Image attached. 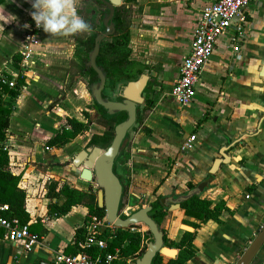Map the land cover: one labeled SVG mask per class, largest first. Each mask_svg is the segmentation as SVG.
<instances>
[{"label": "crops", "instance_id": "crops-1", "mask_svg": "<svg viewBox=\"0 0 264 264\" xmlns=\"http://www.w3.org/2000/svg\"><path fill=\"white\" fill-rule=\"evenodd\" d=\"M213 1L136 0L129 27L130 59L140 60L145 72L156 75L150 77L149 113L133 138L131 165L142 173L130 182L127 205L136 207L129 203L131 197H144L151 204L158 196L176 197L191 189L189 185L193 188L207 182L200 197L228 208L218 221L204 223L176 209L181 223L198 224L193 227L196 253L185 264H236L264 225V0H255L248 9L237 57L227 31L201 70L192 102L181 106L170 95L201 10ZM32 11L31 0H3L0 4V75L10 79L20 73L24 76L25 85L13 100L5 145L10 171L19 176L18 187L26 193L29 227L39 240L27 251L21 243L0 237V264H47L56 251L65 252L67 246L72 250L77 231L89 217L83 205L72 206L60 216L47 208L49 203L63 200L47 197L51 182L58 183L56 191L63 183L79 190L90 184L79 177L81 168L74 171L67 163L68 155L73 157L83 149L82 134L64 148L44 144L65 125L63 116L85 121L82 111L88 102L79 86H74L77 97L71 100L67 95L56 107L47 108L64 87L70 60L66 39L36 28ZM33 29L39 36V43L32 47L36 57L23 70L11 58L18 54L23 35ZM2 99L8 101L9 94L4 93ZM81 102L84 108L77 110ZM97 125L91 122L89 129ZM192 134L194 148L180 152V144ZM216 159L220 163L210 173ZM263 259L264 244L250 264H260Z\"/></svg>", "mask_w": 264, "mask_h": 264}, {"label": "trees", "instance_id": "trees-1", "mask_svg": "<svg viewBox=\"0 0 264 264\" xmlns=\"http://www.w3.org/2000/svg\"><path fill=\"white\" fill-rule=\"evenodd\" d=\"M89 1L105 8L100 0ZM2 2L3 0H0V4ZM135 2L136 0H122V4L115 7L112 17L115 32L110 37L103 39L100 43L96 63L104 69L106 73L105 87L109 89H114L116 84L122 80L127 81L135 79L142 72L141 70H137L135 73L129 71V67L132 64L130 60L131 49L129 46V27L131 24L132 8ZM103 17L104 14L100 15V18L103 19ZM81 18L89 24L90 30L83 33L69 34V37L81 43V49H79V54L77 55L81 62L78 65L75 74L87 75L89 77V83H93L97 79L96 73L92 68H87L85 63L87 62L89 51L93 48L95 36L100 31L97 29L93 18L88 14L82 13ZM11 59L14 66L18 67L21 60L20 55L15 54ZM72 64L73 61L71 59L69 61L70 68ZM4 76L10 79L9 76ZM24 85V76L22 73L14 78L13 87H9L0 81V199L2 202L8 204L13 216L19 218L22 223H27L29 221V216L24 207L26 193L23 189L18 187L19 176L13 175L10 171L8 165V149L5 145L6 132L14 108L13 100L17 97L19 91ZM4 93L9 94L10 99L8 101L2 99ZM64 98L65 95L59 92L51 103L48 104L47 108L51 109L56 107ZM150 104L151 100L146 98L145 105L139 112L141 116L139 123L141 125L149 113ZM92 106L96 110L94 120L86 111H82L85 121H80L72 116H66L65 125L61 126V128L51 138L47 139L44 144L49 147L64 148L77 135L86 133L89 129V124L94 122L102 126L104 131L102 134H92L88 144H100L103 145V147H106L112 140L115 125L123 121L126 114L124 112H119L113 115H108L106 111L95 102ZM145 130L148 131L149 129ZM57 185V182H51L47 186V197H62L63 200L60 204L57 202L49 203L47 205L49 212H53L56 216H60L66 214L72 206L83 205L87 208V216L95 215L102 217L104 215V209L100 208L97 204V189L94 191L89 188L87 190H79L63 183L60 189L56 191ZM189 188H192V186L189 185ZM161 199L162 197L158 196L156 200L150 204L152 208L149 214L158 224L162 222L167 211V208L162 205ZM122 205L123 203L121 206ZM180 208L184 211L185 215L191 216L199 220L201 223L208 220L218 221L222 210H228L224 203H213L209 199L201 198L200 195H193L187 200L182 201ZM38 222L39 221H37V223ZM182 222L194 228L198 226V224L193 222ZM131 227H138V225H131L124 229L117 228L113 233L108 231L105 232L106 234L104 233L107 236H111V242L109 244L110 248H118L119 256L123 258V260H114L109 264H133L135 259L146 249L143 242L151 235L148 232L142 233L140 231H131ZM79 232L80 230L77 231L78 234ZM194 237L195 232L184 231L179 241L175 244L178 249L177 255L174 258H168L163 261V256L156 254L151 264H185L195 256L196 247L193 244ZM163 239L165 245L171 248L172 245L166 243L165 235L163 236ZM71 251L72 250L67 246L65 252L70 253Z\"/></svg>", "mask_w": 264, "mask_h": 264}, {"label": "water", "instance_id": "water-1", "mask_svg": "<svg viewBox=\"0 0 264 264\" xmlns=\"http://www.w3.org/2000/svg\"><path fill=\"white\" fill-rule=\"evenodd\" d=\"M106 12L102 19L104 30L98 32L94 39V45L88 53L85 63L87 68H92L96 73V81L89 84L88 90L93 101L101 106L108 115L124 112L126 117L114 127L111 142L104 148L94 145L91 148L81 149L75 154L69 164L70 167L81 168L79 177L87 182L95 181L97 186V204L104 209V215L109 223L118 228H128L131 225L142 224L151 234L152 239L148 242L146 249L140 257L135 259L133 264H151L156 254L174 258L178 250L167 247L163 239V231L159 224L150 216L152 206L150 204L140 208H132L125 217L119 215L123 196V184L120 177L115 173V162L121 151L125 148L127 131L135 124L139 106L144 105V90L150 77L156 72L148 71L140 73L135 79L118 82L114 93L117 98L112 99L105 95L106 73L97 65L96 57L99 53L100 43L103 39L110 37L115 32L112 22L115 7L121 5L122 0H100ZM220 161L216 159L210 169L214 173ZM207 185V182L199 183L189 189L186 193L176 197L167 196L161 199L162 205L168 210L180 209L181 202L193 195H200ZM180 229L186 232H193L190 225L180 223ZM264 244V225L255 235L245 251L237 260L236 264H250L254 256Z\"/></svg>", "mask_w": 264, "mask_h": 264}, {"label": "built area", "instance_id": "built-area-1", "mask_svg": "<svg viewBox=\"0 0 264 264\" xmlns=\"http://www.w3.org/2000/svg\"><path fill=\"white\" fill-rule=\"evenodd\" d=\"M254 1L214 0L202 8L192 31L188 53L181 61L178 77L170 89V95L179 105L186 106L192 102L201 70L210 59L219 37L227 31L231 32L230 48L237 57L240 41L245 34L247 12ZM38 43L39 36L34 29L23 35L22 45L18 51L23 70L34 63L36 56L32 47ZM0 81L9 87L14 86V78L8 79L3 74L0 75ZM195 142V135H189L180 144L179 151L182 153L191 151ZM130 209L126 205L119 215L127 216ZM117 228L107 221L105 215L89 216L80 227L77 238L71 243L72 251L70 253L56 251L47 264H109L114 260H123L119 256L118 248H110L111 236L105 235L106 231L113 233ZM0 237L21 243L27 251L39 240V236L30 230L29 223H22L19 218L13 216L8 204L1 199ZM260 264H264V259Z\"/></svg>", "mask_w": 264, "mask_h": 264}, {"label": "rangeland", "instance_id": "rangeland-1", "mask_svg": "<svg viewBox=\"0 0 264 264\" xmlns=\"http://www.w3.org/2000/svg\"><path fill=\"white\" fill-rule=\"evenodd\" d=\"M74 6H75V11H76L78 16L81 17L82 13L88 14L90 17L93 18L94 23H96L97 29L100 32L104 30L102 18H100V15L105 13V10H106L105 8H103V7L97 5L94 2H91L89 0H74ZM78 33H80V32H78ZM62 36L66 39L65 40L66 41V50L68 52L69 60L72 59L73 64H72L71 68L68 70V73H67L68 76L66 78L64 87L59 92L62 93L63 95H65V97L68 95L69 98L71 100H73V97H77L78 95H77V93L75 94L73 92L72 88L74 86H79L81 91L86 95V101L88 102V104H86V106H85V108L87 107V109L85 111L89 114V116H92L96 113V111L92 106L94 101L91 98L89 90H88V86H89V84H91V83H89V77L87 75H76L75 74L77 69H78V65L81 62L79 57H77V55L79 54V49H81V43H79V41H77V40L76 41L73 40L71 37H69V34H62ZM131 63L132 64L129 67V71L131 73H135L137 70L143 71L145 68L144 64L138 59L131 60ZM144 72H145V70H144ZM123 81H125V80H122L120 82H123ZM158 81H159V79L157 78L155 87H158ZM152 82H153V79L152 80L150 79L148 81V84H147V86L143 92L144 98H147V99L150 98L149 92L151 90H153ZM50 88L53 90L54 86H50ZM114 90H115V88L114 89L105 88L104 93H105V95L111 97L112 99H115L117 97L114 93ZM117 99H119V98H117ZM69 104H68V107H69ZM83 105H84V103L81 102V104H79L76 107V109L79 110L80 108L81 109L84 108ZM141 106L142 105L139 106V111H138V115H137V119L135 121V124L126 133V139H127L126 146L121 151L119 157L117 158V160L115 162V173L120 177L121 182L123 184V190H124L123 196H122V200H124V203L121 206V209L127 205L125 200H127L129 186H130V182H131L132 178L134 176L139 177L138 175H141L140 173H142L139 168H134L131 165V162H132L131 149H132V145H133L132 143H133L134 134L141 127L140 126L141 124L139 123L140 117H141L139 114ZM66 108H67V105H66ZM66 116H70V115L67 114V115L63 116L64 117L63 119H65ZM137 121H138V123H137ZM64 124H65V122H64ZM60 128H61V126H59V129ZM256 129H257V127H254V129H252V131H254V133H256ZM103 131H104V128L97 125L96 128L89 129L88 132L82 134L81 139H82V141H84L82 148L83 149L84 148H91L92 146H94V145L88 144L90 136L92 134H102ZM98 146L104 148L103 145L99 144ZM68 156H69V159H68L67 163H70L72 157H70V155H68ZM168 159L171 160V158H168ZM252 159H253V157H252ZM74 171H78V168H74ZM88 188L90 190H93V191L95 189H97L95 181L90 182V184L88 185L86 190ZM129 200H130L129 203L131 205L136 206L135 208H140V207H143V206L149 204V203H146L147 200H145L144 197L141 200L131 197ZM179 223H181V222L179 220L177 210L174 209V210H167L162 222L159 224V227L164 232V235L166 237V243H170L172 245L171 248H175V249H177L175 244H176V242L179 241L180 236L183 233V231L178 226ZM137 225H138V227H131L134 229L133 231H140L142 233L148 232L144 225H142V224H137ZM151 239H152V236L145 239L143 242V245H145L147 247V244L149 241H151ZM166 259H168V257L163 256V261H165Z\"/></svg>", "mask_w": 264, "mask_h": 264}, {"label": "clouds", "instance_id": "clouds-1", "mask_svg": "<svg viewBox=\"0 0 264 264\" xmlns=\"http://www.w3.org/2000/svg\"><path fill=\"white\" fill-rule=\"evenodd\" d=\"M31 6L32 20L46 33L75 34L90 30L89 24L77 15L74 0H31Z\"/></svg>", "mask_w": 264, "mask_h": 264}]
</instances>
